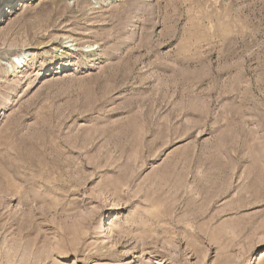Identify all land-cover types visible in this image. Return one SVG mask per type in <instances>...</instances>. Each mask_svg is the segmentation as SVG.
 <instances>
[{
    "label": "rangeland",
    "instance_id": "374dc122",
    "mask_svg": "<svg viewBox=\"0 0 264 264\" xmlns=\"http://www.w3.org/2000/svg\"><path fill=\"white\" fill-rule=\"evenodd\" d=\"M0 264H264V0H0Z\"/></svg>",
    "mask_w": 264,
    "mask_h": 264
},
{
    "label": "bare ground",
    "instance_id": "6f19581e",
    "mask_svg": "<svg viewBox=\"0 0 264 264\" xmlns=\"http://www.w3.org/2000/svg\"><path fill=\"white\" fill-rule=\"evenodd\" d=\"M87 47H89V46H87ZM85 48H86V47H85ZM25 56H27L26 52H23V53L21 54V56H17V57H16L17 62H21V61L24 59ZM59 66H62V64H60Z\"/></svg>",
    "mask_w": 264,
    "mask_h": 264
}]
</instances>
